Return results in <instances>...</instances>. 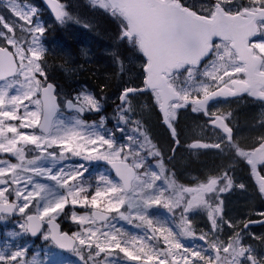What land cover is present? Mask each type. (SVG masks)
I'll return each mask as SVG.
<instances>
[{"label": "rangeland", "instance_id": "rangeland-1", "mask_svg": "<svg viewBox=\"0 0 264 264\" xmlns=\"http://www.w3.org/2000/svg\"><path fill=\"white\" fill-rule=\"evenodd\" d=\"M59 1L63 15L58 22L77 47L74 52H69L68 46L45 41V31L52 21L43 14L46 9L41 3L0 0V45H8L19 63L14 77L0 80V200L8 201L13 195L18 203L12 225L9 222L7 231L0 232V264H41L38 252L30 258L26 254L33 243L26 230L28 209L44 219L59 218L64 213V220L75 228L76 249L65 256L52 251L49 256L45 248L47 258L43 264H141L143 260L155 264H214L221 252L230 249L233 254L226 264H264V225L245 226L264 216L261 193L247 168L227 148L204 153L190 150L172 157L166 130L144 104L146 96H138L140 107L135 115L143 143L139 148L146 150L144 158L137 153L133 156L123 148L122 141H110L103 133L101 117L85 120L62 108L49 134L37 131L41 116L39 91L46 81L61 85V103L67 97L80 103L70 75L94 62L102 67L112 64L118 68L116 99L123 85L142 79L146 64L138 41L122 36L125 20L107 3ZM188 2L204 13L214 9L216 2L228 8H237L236 2L250 7L264 4V0ZM260 35L262 39L256 45L264 54V24ZM117 44L121 45L120 53ZM216 47L232 57L227 44ZM52 55H62L58 63L67 64L69 69L51 63ZM219 57L198 71L177 74L174 84L178 93L200 97L215 89L222 74L228 72L227 66L234 69V64H228L231 60ZM85 99L95 102L90 94ZM89 101L80 104L86 113L97 112L98 108ZM132 112L133 105L128 102L115 115L127 123L132 120ZM247 121L242 122V127L250 131L252 124ZM188 125L185 140L201 130L195 119ZM81 154L129 160L145 170L137 174L132 189L125 192L108 170L79 162ZM94 169L101 187L89 198L83 197V185L78 179ZM159 205L181 206V211L169 214L174 217L172 232L163 239L156 236L161 244L151 247L150 210ZM94 209L101 210L95 218ZM5 222L0 218V224ZM127 225L130 228L125 236L116 234ZM38 238L41 242L48 240V230L44 229ZM122 243L126 247H121Z\"/></svg>", "mask_w": 264, "mask_h": 264}, {"label": "water", "instance_id": "water-1", "mask_svg": "<svg viewBox=\"0 0 264 264\" xmlns=\"http://www.w3.org/2000/svg\"><path fill=\"white\" fill-rule=\"evenodd\" d=\"M97 2L99 0H91ZM112 10L118 11L126 21L127 30L124 36L131 39L137 37L143 57L146 60L144 67L145 85L138 89L126 91L137 93L154 90L160 99V109L167 128L173 135L175 131L170 123L167 113L168 103L177 100L180 95L168 83L167 78L186 67H199L207 58L212 49V43L218 39L230 42V47L236 51L239 60L245 64L246 73L251 77L258 70L260 59L253 54V47L249 42L258 34L257 21L264 19V8L244 10L246 17L240 14L225 12L220 4H216L211 16L201 15L181 4L178 0H106ZM51 18L59 20L62 17L61 3L59 0H41ZM19 63L14 52L8 46H0V80L16 75ZM264 80V75H262ZM253 81V80H251ZM228 91L220 87L212 90L198 103L205 104L224 97ZM41 117L37 130L48 134L57 113L61 111L57 95V85L47 81L40 88ZM64 107L69 112L85 114V108L73 99H67ZM220 119V118H219ZM214 127L220 128L225 133L230 130L224 121L215 119ZM213 144L198 140L190 143L193 148H209ZM78 160L87 163H100L107 165L112 173L120 180L124 191L132 188L136 177V168L125 160H107L93 158L86 154L78 156ZM253 182L259 192L264 196V176L259 171V165L264 163V143L251 152L247 161ZM17 204L14 201H0V214L6 213L13 216ZM100 210L93 211L94 216L100 215ZM27 230L32 236L39 235L44 228V220L36 213L26 217ZM264 223V218L250 221L245 226ZM49 239L59 248L71 251L74 249L76 239L68 232L62 231L60 223L54 218L47 220ZM142 264H155L152 260H143Z\"/></svg>", "mask_w": 264, "mask_h": 264}, {"label": "flooded vegetation", "instance_id": "flooded-vegetation-1", "mask_svg": "<svg viewBox=\"0 0 264 264\" xmlns=\"http://www.w3.org/2000/svg\"><path fill=\"white\" fill-rule=\"evenodd\" d=\"M235 6L237 8H228L225 5H222L223 9L230 14H240L239 16L246 17L244 15V10H254L256 7H264L263 5L255 6L253 5L252 8H249L248 5L244 3L236 2ZM214 11V9H213ZM212 14V13H211ZM211 14H208L210 16ZM264 24V19L257 21L258 25V35L253 38L249 44L253 47V54L256 55L260 59L259 68L255 71L254 76L251 77L246 73V66L239 60V57L235 50L230 47V42L225 40H216L213 43L212 51L210 55L201 62L200 67H187L184 69V73L189 70L190 72L198 71L201 69L208 61H211L216 58H220V55H223L225 60H231L228 64H234V69L229 68L227 73L222 74V79L220 84L216 88H226L228 91V95L224 97L217 98L208 103H198L203 96L200 97H187L182 96L177 100H172L168 103L167 113L170 116V121L173 125L175 135H173L172 131L167 129L163 123L164 118L162 117V111L160 109V100L155 91H146V92H137V93H127L125 97H122L126 91L138 89L145 85V73L143 68V77L136 83H132L130 85L125 84L120 89L117 90L119 95L114 98L115 95V84L109 86L110 88H106L104 86L103 93L101 95H92L95 101L99 100L102 102V107L104 113L101 115V118L104 121L103 133L104 135L112 142H119L122 141L123 148L130 151L133 156L135 153L140 155L144 158L146 154V150H140L139 146L141 143V134L138 132V126L140 123L135 121L137 118L136 110L140 107V99L138 96H146L148 99L144 102L146 106L151 108L158 120V124H161L162 127L165 128V134L168 139V147L169 153L172 157H176L179 155H184L186 151L195 150L197 152H207L209 150H223L227 148L232 156L236 158L240 164L247 168L250 177V166L248 164V160L251 157V152L256 149L259 145L264 143V80L262 79V75H264V54L259 51L256 43L262 39V35H260L261 26ZM75 43V42H74ZM225 43L229 46V50L232 57H227V54L221 52V50L217 49V44ZM75 45V44H74ZM138 45L140 48V43L138 40ZM101 48V46H99ZM77 50V47H74V51ZM218 50V51H217ZM216 51V52H214ZM90 66V67H87ZM92 64H87L80 69V71L84 70H91ZM177 73L169 76L167 81L170 85H172L176 89V85L174 84V77ZM253 80V81H251ZM58 85V84H57ZM215 88V89H216ZM69 97L65 98L68 99ZM131 102L133 105V112H132V120H129L127 123L125 121H121V118L117 117L115 114L119 112L120 109H123L125 103ZM110 113V114H109ZM111 116V118L109 117ZM118 115V114H117ZM130 114L126 115V119H129ZM87 116V117H86ZM92 120L93 113H87L84 116V119ZM224 121L226 127L230 130L229 133H225L218 127H214L212 122L215 119H220ZM195 119L199 124H201V130L199 132L189 138V140H185V136L187 134V129L189 127V120ZM250 119V120H249ZM55 120V119H54ZM244 120H248L247 122L252 124V129L246 130L242 127V122ZM140 122V120H139ZM111 130V132H109ZM204 141L207 143H211L214 146L210 148H193L190 147V143L193 141ZM128 144V146L126 145ZM137 152L134 151V148ZM171 147V148H170ZM139 156V157H140ZM7 157H9L7 155ZM140 157V158H141ZM169 157V156H167ZM170 161V158H166ZM110 160H124V159H110ZM148 163L152 162V159L148 158ZM129 161V160H128ZM91 167L98 168L103 167L104 169L108 170L110 176L113 175L110 168L106 165H101L97 163L88 164ZM264 167V163L259 165V171L261 172L262 176H264V171H262ZM96 169L89 171L93 173ZM114 176V175H113ZM112 177V176H111ZM252 178V177H251ZM253 181V180H252ZM8 182V180H5ZM261 199L263 202V211H264V196L261 194ZM8 201H15V197L13 195H9ZM17 202V201H16ZM66 209V208H65ZM101 211V210H100ZM27 215L36 213L35 211L28 209ZM101 214V212H100ZM64 213L59 218H54L57 220L61 225V230H69L71 229L68 222L66 221L64 225ZM15 216H9L6 213L0 214V218L5 219V223L0 224V232L7 231L8 226L12 225V218ZM264 218V216H263ZM50 219V218H48ZM44 219V228L39 235L32 236L28 230L26 225V230L28 233V237L32 240L34 238L39 237L44 229L48 230L47 220ZM73 228V226H72ZM5 229V230H4ZM49 234L50 231L48 230ZM50 241V239H48ZM47 241V240H46ZM45 242V241H43ZM40 241V243H43ZM51 242V241H50ZM52 243V242H51ZM53 244V243H52ZM54 245V244H53ZM56 246V245H55ZM59 250H63L56 246ZM59 253V252H57ZM61 254V253H60ZM70 253L68 252L67 255ZM65 256V255H62ZM30 258V257H27ZM47 256H44L46 259ZM64 258V257H63ZM39 259V256H38ZM46 261V260H45ZM40 262V261H39Z\"/></svg>", "mask_w": 264, "mask_h": 264}, {"label": "trees", "instance_id": "trees-1", "mask_svg": "<svg viewBox=\"0 0 264 264\" xmlns=\"http://www.w3.org/2000/svg\"><path fill=\"white\" fill-rule=\"evenodd\" d=\"M30 1L40 3V0H30ZM179 1L183 5L190 7L188 0L187 1L179 0ZM103 2L107 3L104 0H103ZM93 3H95V2H93ZM248 7L251 8L249 5H248ZM190 8L192 10L200 13V14H206L203 11L201 12L195 6H192ZM112 11H116V10H112ZM116 12L118 14H120L118 11H116ZM43 14L46 15L47 20L52 21V24L50 26H48L46 31H45V35H47V37L45 38V41L46 42L54 41V42H57L63 46H68L69 48H71L68 51L74 52L75 45L72 42V38L67 35L65 28L62 27L58 21H54L53 19H51L48 12H44ZM207 14H210V13H207ZM120 16H121V14H120ZM122 36H123V34H122ZM116 48L120 53L121 45L117 44ZM45 56L47 57L48 54H46ZM50 59H51L50 60L51 63L61 65V67H64V69H65V67H67V64L58 63L61 61L62 55H52V56H50ZM92 65L93 66H92L91 70H84L81 72L78 71L77 74L74 73V74L70 75L72 78V81H73V84H71V85L73 86V89L76 92H78V96H79L78 99H79L80 103L89 101V100L85 99V97H87L88 94H90L91 96L92 95H94V96L101 95L103 93L104 86L106 88H110L109 86H112L113 84H115L117 82L118 68L115 65L108 64L105 67H102V65H100V66L96 65L95 62ZM67 69H69V67H67L66 70ZM58 88L60 89L61 85L58 84ZM83 91H84V93H82ZM86 92H88V94H86ZM89 103H90V105H94L98 108L97 112H93V118L92 119H98L99 117H101V115L104 113L103 107H102V102L97 100L93 103H91L89 101ZM109 117L111 118L110 115H109ZM87 120H89V119L87 118ZM109 132H111V130H109ZM126 145L128 146V144H126ZM133 148L135 151V147H133ZM142 170H145V167L144 168H138L139 173ZM78 180L83 184L82 191L80 192V194L83 197L86 196L87 198H89L94 193V191H96V189H99V187H101L100 182L98 180H96L94 177V174H92L90 172L85 173L83 176L79 177ZM180 211H181V206L174 208L173 206H163V205H159V206L152 208L150 210V213L152 216L151 227L153 228L152 232L150 233L151 235L149 238V240L151 241V243H150L151 247H159V244H161V240H157L156 236H158V239H161V238L163 239V237H165L168 233L172 232L174 217L170 216L169 214H171L172 212L174 214H176L177 212H180ZM65 223H66V221L64 222V225H65ZM129 228H130V225H127L126 229H125V227L118 229L116 231V234L119 235L120 237L125 236L126 230H128ZM1 230L2 229H0V231ZM74 230H75L74 227L71 228V231H74ZM152 236H154V237H152ZM124 244L125 243H122L121 247L122 246L126 247ZM45 248H48L46 255L49 254V256L51 255L52 251L59 252V253H61V255H67L68 254V252H66L64 250H59L49 240H47L43 243H40L39 238L36 237V238H34L31 246L26 251L27 257H32L35 253L38 252L39 261L41 264H43L46 262L45 261L46 259H44ZM232 251L233 250L230 249L227 252H221V254L218 256V258L216 259L214 264H226L227 260L233 254ZM139 259H141V256H139ZM84 264H86V263H84Z\"/></svg>", "mask_w": 264, "mask_h": 264}]
</instances>
